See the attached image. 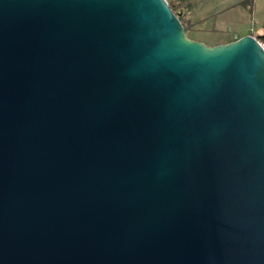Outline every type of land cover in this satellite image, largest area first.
<instances>
[{
	"label": "water",
	"instance_id": "95a60500",
	"mask_svg": "<svg viewBox=\"0 0 264 264\" xmlns=\"http://www.w3.org/2000/svg\"><path fill=\"white\" fill-rule=\"evenodd\" d=\"M259 40L190 39L167 0H0V264H264Z\"/></svg>",
	"mask_w": 264,
	"mask_h": 264
},
{
	"label": "crops",
	"instance_id": "0c3cea01",
	"mask_svg": "<svg viewBox=\"0 0 264 264\" xmlns=\"http://www.w3.org/2000/svg\"><path fill=\"white\" fill-rule=\"evenodd\" d=\"M245 0H191L189 16L194 27L192 38L208 46L235 41L245 35H264V0H254L253 8L241 5ZM261 25L263 34L255 35ZM253 28V31L251 30Z\"/></svg>",
	"mask_w": 264,
	"mask_h": 264
},
{
	"label": "trees",
	"instance_id": "16d2710c",
	"mask_svg": "<svg viewBox=\"0 0 264 264\" xmlns=\"http://www.w3.org/2000/svg\"><path fill=\"white\" fill-rule=\"evenodd\" d=\"M170 7H172L173 11L175 12L176 15L179 16L187 36L190 39H193L192 36V29L194 27V24L191 22L189 16L193 10V4L191 0H167ZM241 5L243 6H248L250 9L253 8L254 5V0H245L241 2ZM260 41L264 42V37H258ZM194 40V39H193Z\"/></svg>",
	"mask_w": 264,
	"mask_h": 264
},
{
	"label": "rangeland",
	"instance_id": "374dc122",
	"mask_svg": "<svg viewBox=\"0 0 264 264\" xmlns=\"http://www.w3.org/2000/svg\"><path fill=\"white\" fill-rule=\"evenodd\" d=\"M255 35H257V34H263V30H262V26L261 25H257L256 26V31H255V33H254ZM192 37V36H191Z\"/></svg>",
	"mask_w": 264,
	"mask_h": 264
},
{
	"label": "built area",
	"instance_id": "2783aa9c",
	"mask_svg": "<svg viewBox=\"0 0 264 264\" xmlns=\"http://www.w3.org/2000/svg\"><path fill=\"white\" fill-rule=\"evenodd\" d=\"M252 31H253V28L251 29ZM250 35H253V34H250ZM254 36V35H253ZM236 40H238L237 38H236ZM259 42L261 43V45L263 46V48H264V42H262V41H260L259 40Z\"/></svg>",
	"mask_w": 264,
	"mask_h": 264
}]
</instances>
